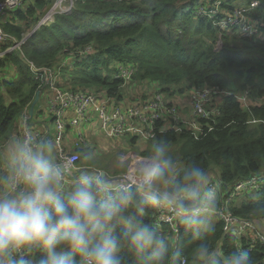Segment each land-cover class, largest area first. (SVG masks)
<instances>
[{"label":"trees","instance_id":"16d2710c","mask_svg":"<svg viewBox=\"0 0 264 264\" xmlns=\"http://www.w3.org/2000/svg\"><path fill=\"white\" fill-rule=\"evenodd\" d=\"M53 1L33 0L22 5L11 13L6 32L21 39L35 29ZM202 2L75 0L70 14H58L54 22L41 25L21 48L0 58V162L7 148L21 139L20 124L30 114L40 86L47 87L37 77L40 71L31 67L32 61L38 68L54 70L59 86L99 94L105 91L112 102L123 101L124 91L134 90L138 84L159 83L156 92L170 97L204 86L218 88L222 93L214 104L219 111L201 120L202 130L185 126L180 131L163 132L158 123L155 137L146 141L164 139L181 165L194 163L210 170L219 193L216 209L223 205L261 228L264 183L258 189L239 191L241 200L236 204L229 199L232 195H227L226 187L264 174V0H222L213 17L196 13ZM235 17L239 18L233 23ZM223 20H227L225 27ZM90 45L93 49L87 51ZM120 67L133 71L130 83L118 76ZM244 94L249 96V104L240 99ZM43 95L33 123H38L46 107ZM54 135L49 134V140ZM133 137V144L141 139ZM90 144L79 149L84 163L91 158ZM148 153L142 152L144 156ZM129 165L134 167V160ZM159 214L160 210L150 209L145 220L170 241V264L182 256L187 264H196L192 256L200 241L192 240L175 221L179 230L176 242L174 225L160 221ZM215 216L216 232L207 238L213 248L225 259L235 248H243L252 264H264V243L257 233H229L224 220ZM38 255L34 253V257ZM128 264H136L133 257L128 256Z\"/></svg>","mask_w":264,"mask_h":264},{"label":"clouds","instance_id":"9594fccd","mask_svg":"<svg viewBox=\"0 0 264 264\" xmlns=\"http://www.w3.org/2000/svg\"><path fill=\"white\" fill-rule=\"evenodd\" d=\"M54 151L50 141L13 145L0 174V264H128V256L136 264H170V241L145 220L150 209L168 211L200 241L196 264H252L243 248L225 259L207 242L216 232L219 200L213 174L199 164L181 165L166 140L153 143L123 183L83 169L68 186Z\"/></svg>","mask_w":264,"mask_h":264},{"label":"built area","instance_id":"2783aa9c","mask_svg":"<svg viewBox=\"0 0 264 264\" xmlns=\"http://www.w3.org/2000/svg\"><path fill=\"white\" fill-rule=\"evenodd\" d=\"M26 0H0V58L14 50L19 49L25 41L41 26L54 22L58 14H70L73 11L75 0H54V3L45 15L39 20L35 29H32L23 34L21 39L6 32L5 25L9 21H5L6 15L14 12L24 5ZM222 0H204L196 9V13L213 17L219 12V6ZM238 12L237 14H240ZM12 17V15H11ZM244 17V16H239ZM235 17V19L239 18ZM3 18V20H2ZM11 19V18H10ZM233 20V19H232ZM250 32H254L251 30ZM92 46L87 47V51H91ZM31 67L36 71H40L38 78L47 83L46 75L50 68H38L34 62H31ZM48 68V70L46 69ZM130 69L120 67L119 77L126 81L132 75ZM55 95L49 101L51 110L56 114V133L52 139L55 144L56 160L59 167L65 172V183L71 185L77 174L83 169L102 170L92 165L81 164V154L79 149L91 143L88 136L81 130L80 126L89 122L92 124L93 118L87 115L88 111L94 108L99 115L101 128L104 133L110 138L122 139L129 135H135L143 140L153 139L156 135L155 129L160 123V129L163 132L169 130L180 131L185 126L196 130H202V119H208L213 113L218 112L216 99L221 95L222 90L204 86L191 91L188 105H179L173 103L172 100H167L162 92H154L150 94L144 101H136L130 106H125L117 101L112 102V98L107 97L101 100V95L95 90L92 91H74L64 87H57ZM44 87L40 86V91ZM240 99L246 103L249 99L247 94L240 96ZM250 101V99H249ZM73 106L77 115L70 120L65 118V109ZM70 130L76 131V139L72 146L67 142L65 133ZM20 138L29 139L31 141H48L47 134H44L42 128L34 126L31 122V116L23 117L20 124ZM71 148L72 151L68 150ZM143 156L136 157L134 163L142 159ZM103 171V170H102ZM133 171L119 173L115 176L121 178L123 183L125 179L131 177ZM111 176V175H110ZM114 176V177H115ZM213 178V182H214ZM219 182V181H218ZM264 183V174H254L248 180L236 183L235 191L258 189ZM231 199V198H229ZM215 215L220 216L225 222V228L237 236H243L250 233H257L261 241L264 243V233L260 232L258 224L252 219H241L235 216L231 210L225 206H220L215 210ZM166 220L174 225L176 233V242L179 237V230L172 215L166 210H160L159 220ZM159 221V222H160ZM156 224L159 225L160 223ZM175 264H187V258L182 256Z\"/></svg>","mask_w":264,"mask_h":264},{"label":"rangeland","instance_id":"374dc122","mask_svg":"<svg viewBox=\"0 0 264 264\" xmlns=\"http://www.w3.org/2000/svg\"><path fill=\"white\" fill-rule=\"evenodd\" d=\"M53 3H54V1H53ZM236 21H237V19H233V23H235ZM226 22H227V20H223L221 22V25H223L225 27ZM251 30H254V29H250V31ZM248 34H250V33H247V35ZM217 46L221 47V44L219 43ZM111 66H114V63ZM127 81H129V83H130L131 82L130 78L127 79ZM158 85H159V83H155V82L152 83L151 85L138 84L134 90L124 91L125 97H124L123 101H120V103H122L125 106H130L134 100L144 101L145 99H147V97L144 98V96L145 95L149 96L150 94L156 92L157 90H155V89H156V87H158ZM191 91L184 94V96H179L176 94L175 97H170L167 94H164V95H165V98L167 100L174 101L173 103H176L179 105H188ZM103 92H105V91H103ZM105 96L107 97V94ZM248 102L250 103L249 99L246 101V103H248ZM47 115L49 116L48 112H47ZM49 120H52L51 116L49 117ZM68 133L70 134V137H67ZM65 135H66V139H67L68 144L70 146H72L75 142V139L73 138V135L75 136V131L74 130L67 131L65 133ZM133 136L134 135H129L125 138L118 139V138H110L107 135L104 136L100 132H96V133L91 134V132L89 131V137L91 139V144H90L91 145V147H90L91 158H90V161L86 164L98 167L100 169L102 168V170L110 171V172H112L110 174L111 176H115V175L119 174L120 170H121V173H123L125 171L128 172L127 170H131V171L135 170L134 167H128L127 170H125L122 167V164H124V163L129 164V162L131 160L135 161L136 157L143 156L142 152L144 150H147L148 152H150L151 146L155 142L139 139L137 143L133 144V142H132V140L134 138ZM9 155H10V153L5 154V158L7 159V161L4 158L2 160V162H0V166L2 165L3 169L7 168ZM117 170H119V172H117ZM3 173L4 172H2V170H1L0 174H3ZM235 189H236L235 184H232L231 186H227L226 187V193H227V195H232L231 196L232 199H230V200L232 203L236 204V203L240 202L242 192L235 191ZM237 192H239V193H237ZM217 220H218V218L214 215L213 222L216 223ZM234 231H235V229L231 228L229 233H232Z\"/></svg>","mask_w":264,"mask_h":264},{"label":"crops","instance_id":"0c3cea01","mask_svg":"<svg viewBox=\"0 0 264 264\" xmlns=\"http://www.w3.org/2000/svg\"><path fill=\"white\" fill-rule=\"evenodd\" d=\"M32 1L33 0H26V2L24 3L23 7L26 6L29 2L32 3ZM10 18H11V15L8 14V15H6V17L4 19L7 22V21H10ZM2 20H3V18H2ZM22 22H24V24H25V21L20 20V23H22ZM32 62H34V61H32ZM66 62H69V60L66 61ZM66 62L64 64H66ZM46 69L48 70V68H46ZM57 76H58V74H56V72L54 70H51V69L48 70V73L46 75V80H47V83L46 84H47V87L45 88V90L41 91V93L42 92H43V94L45 93L43 96H44V99H45L44 102H45V106L46 107H44V112L39 117L38 123H33L32 122V124L34 126H37V127L43 129L44 134H47L46 140L51 141V142H53V141L52 140H49V134H55L56 133V123H55V121H56V114L51 110V105H50L49 101L51 100V98L56 93V88H54L53 85H55L57 87H63V86H59L58 85V83H57ZM37 77H38V75H37ZM47 90L54 91V92H48ZM100 95H101V100L104 99V98L110 97L108 95L106 97L105 96L106 95L105 92L100 93ZM47 112L49 113V116L47 115ZM76 115H77V111H76V109L73 106L67 107L65 109V118L66 119L70 120L73 116H76ZM87 115L89 117L93 118V122H92L93 124H89V122H87V123L83 124L82 126H80L79 130L83 131L85 134H87V132H88L87 136H88L89 139H90V137H89V131L91 132V134L92 133H96V132H100L102 135L106 136V133H104L102 131V128H101V122H100V119H99L100 117H99L98 113L96 111H94V108L93 107H92V109H90L88 111ZM50 116L52 117V120H49V117ZM67 137H70V134L69 133L67 134ZM73 138L76 139V133H75V136L73 135ZM53 145H55V144H53ZM54 148H55V146H54ZM12 149H13L12 146L8 147L7 150H6V154L7 153H11ZM52 159H53V161L56 160V150L54 151V153H52ZM6 161H7V159H6ZM81 164H83V165H89V164H86V163L82 162V160H81ZM6 169H3L2 168V165L0 166V171L2 170V172H5ZM104 171H106L107 174H109V176L112 173V172L107 171V170H104ZM68 186H70V185H68ZM260 232L261 233H264V223H263V226L260 228Z\"/></svg>","mask_w":264,"mask_h":264},{"label":"water","instance_id":"95a60500","mask_svg":"<svg viewBox=\"0 0 264 264\" xmlns=\"http://www.w3.org/2000/svg\"><path fill=\"white\" fill-rule=\"evenodd\" d=\"M40 98H41V91H38L37 94H36L35 100L33 101L32 105H31V108H30V116H31V118L34 117L35 108H36L38 102L40 101ZM104 172H106V171H104Z\"/></svg>","mask_w":264,"mask_h":264}]
</instances>
